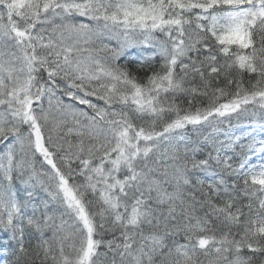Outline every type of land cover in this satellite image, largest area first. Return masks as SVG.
<instances>
[{"label":"snow or ice","instance_id":"6c2138e0","mask_svg":"<svg viewBox=\"0 0 264 264\" xmlns=\"http://www.w3.org/2000/svg\"><path fill=\"white\" fill-rule=\"evenodd\" d=\"M0 264H264V0H0Z\"/></svg>","mask_w":264,"mask_h":264}]
</instances>
